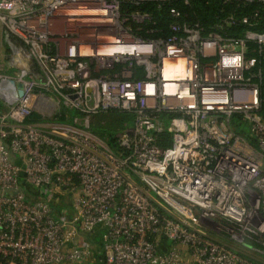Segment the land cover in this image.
Returning a JSON list of instances; mask_svg holds the SVG:
<instances>
[{
    "label": "built area",
    "instance_id": "obj_1",
    "mask_svg": "<svg viewBox=\"0 0 264 264\" xmlns=\"http://www.w3.org/2000/svg\"><path fill=\"white\" fill-rule=\"evenodd\" d=\"M180 2L0 0V264H264V0L208 27Z\"/></svg>",
    "mask_w": 264,
    "mask_h": 264
},
{
    "label": "trees",
    "instance_id": "obj_2",
    "mask_svg": "<svg viewBox=\"0 0 264 264\" xmlns=\"http://www.w3.org/2000/svg\"><path fill=\"white\" fill-rule=\"evenodd\" d=\"M176 7L181 11L183 15V20H186L185 16L188 15V19L190 21H199L202 25L208 27L210 25H214L217 22V19L225 14H228V12H231L233 10V6L224 4L223 0H192L191 6H185L182 2L176 4ZM167 10H163L161 13L158 14V17H162V24L166 28L167 23L170 22L171 19L166 15ZM157 17V15H156ZM233 33V32H232ZM262 63V69L264 71V58L261 59ZM262 111L261 114L264 118V76H263V85H262ZM0 108H2L0 106ZM108 113H120V114H126L128 119L122 121V123H128L130 122L131 125H133L134 122V116L127 112H121V111H110ZM32 122H38L39 119L36 115H33L31 118ZM103 124H94L92 128V132L95 134H98L100 137L107 136L109 139L107 142L110 145H114L116 142L115 132L117 131V125L119 122H121L119 119H112L109 120V124L105 123V121H101ZM106 124L105 126H103ZM103 126V127H102ZM123 126V125H122ZM234 130L244 135L252 145L256 146V142L254 137L251 135L250 130L245 122L242 121L241 118L235 117L234 120ZM101 133V134H100ZM103 139V138H102ZM159 145L162 148H166L170 145L169 142V136L167 133H163L160 135V141ZM100 241V240H97Z\"/></svg>",
    "mask_w": 264,
    "mask_h": 264
},
{
    "label": "rangeland",
    "instance_id": "obj_3",
    "mask_svg": "<svg viewBox=\"0 0 264 264\" xmlns=\"http://www.w3.org/2000/svg\"><path fill=\"white\" fill-rule=\"evenodd\" d=\"M5 36H6V31L0 27V74L12 76V75L16 74L18 72V70L12 68V66H11V61L14 58V52H13V48H11V46L8 44V41L5 38ZM61 112L66 113L68 115L67 118H64L61 120L62 122H69L72 120V117L77 115L75 111H72L63 105H61ZM35 115L38 117L39 120H41L37 114H35ZM112 119H117V120L119 119L121 121L117 125V128H116L117 131L115 132V137H117L120 133H122V131L125 129V127H131L132 126L130 122H128L127 124L122 123V121L128 119L126 114L123 115L120 113H114V114H112V113H100L98 115L91 117V119H90L91 130H92L94 124L102 125L103 123L101 121H105V123L109 124V120H112ZM41 122L50 123V122H53V118H50L49 116H47L45 118V120L42 119ZM105 125L106 124H104L103 126H105ZM95 135L99 136L98 134H95ZM100 138H103L106 141L109 139V137H107V136L100 137ZM138 182L141 186H143L144 188H146L148 190V193L151 197L157 198V193L154 192L148 185L142 184L139 180H138ZM23 183L26 184L25 179H23ZM75 195L76 194H74V193H70L68 195V197H69L68 200H70L71 205L73 204Z\"/></svg>",
    "mask_w": 264,
    "mask_h": 264
},
{
    "label": "water",
    "instance_id": "obj_4",
    "mask_svg": "<svg viewBox=\"0 0 264 264\" xmlns=\"http://www.w3.org/2000/svg\"><path fill=\"white\" fill-rule=\"evenodd\" d=\"M19 95H20V96L23 95L22 85H19ZM2 99L5 100L6 98L2 96ZM18 165H20V163H18Z\"/></svg>",
    "mask_w": 264,
    "mask_h": 264
},
{
    "label": "crops",
    "instance_id": "obj_5",
    "mask_svg": "<svg viewBox=\"0 0 264 264\" xmlns=\"http://www.w3.org/2000/svg\"><path fill=\"white\" fill-rule=\"evenodd\" d=\"M82 264H95L94 262L91 263V262H86V263H82Z\"/></svg>",
    "mask_w": 264,
    "mask_h": 264
}]
</instances>
